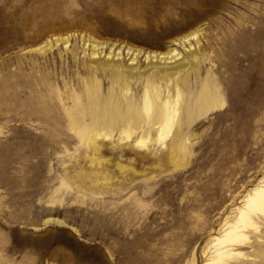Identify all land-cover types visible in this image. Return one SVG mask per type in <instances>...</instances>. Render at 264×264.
<instances>
[{"label": "rangeland", "instance_id": "obj_1", "mask_svg": "<svg viewBox=\"0 0 264 264\" xmlns=\"http://www.w3.org/2000/svg\"><path fill=\"white\" fill-rule=\"evenodd\" d=\"M240 25L248 35L221 47ZM179 28L202 33L201 64L185 68L184 113L203 84H216V54L244 59L189 128L203 149L115 148L117 135L94 152L64 123L49 131L55 106L70 112L87 81L105 82L107 94L89 42L157 52ZM263 62L264 0H0V264H205L219 252L228 255L216 264H264L258 216L244 243L213 248L263 185Z\"/></svg>", "mask_w": 264, "mask_h": 264}, {"label": "bare ground", "instance_id": "obj_2", "mask_svg": "<svg viewBox=\"0 0 264 264\" xmlns=\"http://www.w3.org/2000/svg\"><path fill=\"white\" fill-rule=\"evenodd\" d=\"M256 19L259 17L256 16ZM237 28L222 44L218 42L221 47L231 49L248 35L245 26L240 25ZM174 33L171 43L168 46L159 45L157 52L126 48L112 43L105 46L95 40L89 42L91 45L85 46L84 53L89 52L90 64L94 69H100L108 76L107 94L104 96L105 82L102 80L87 81L82 90L80 89L81 95L72 97L73 108L70 112L62 113L57 111L55 106L49 115L53 118L54 127L49 131H59L58 128L62 127L60 123H64L67 128L80 135L84 145L94 152L103 149L106 142L114 140L117 135L115 148L130 145L138 151L168 149L176 154H187L194 149H203L202 144L194 142L197 135H190L189 128L199 117H203L216 107L217 100L225 92L227 82L230 78L237 77L233 72L227 77V71L240 70L244 59L235 51L228 57L229 60L226 59L225 51L220 55L216 54L215 67L211 68V72L215 74L212 78L216 84H203L200 96L191 101L184 113L180 99L183 101L184 98L183 87L189 86L185 75L188 70L185 68L189 64L195 66L201 64V57L197 56L195 49L200 45L202 33L201 30L187 31L185 28H179ZM68 41L69 38L64 39L65 44ZM233 42L236 44L233 45ZM50 48L49 44L48 50ZM182 51L185 53L182 54ZM124 53L128 57L126 61ZM141 58H144L142 63ZM263 67L264 62L262 69ZM253 76L257 81L258 70ZM134 86L137 87L136 90L142 91L140 95L133 93ZM52 101L58 106L54 98ZM251 102L247 101L246 111L250 108ZM254 110L253 107L249 109L251 127L254 126L253 120L257 114ZM49 124L52 125L51 122ZM205 146L209 147L208 144ZM261 180L263 185L252 189L244 197L245 201L238 208L235 217L236 222L226 223L222 227V235L215 239L214 249L244 243L248 240V231L258 230L255 217L264 219V177ZM227 255V252H219L213 259H207L205 264L220 263Z\"/></svg>", "mask_w": 264, "mask_h": 264}]
</instances>
